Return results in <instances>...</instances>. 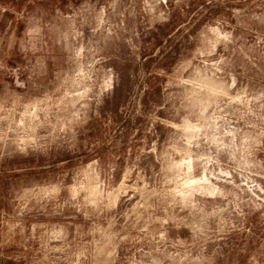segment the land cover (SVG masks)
<instances>
[{"label": "rangeland", "instance_id": "obj_1", "mask_svg": "<svg viewBox=\"0 0 264 264\" xmlns=\"http://www.w3.org/2000/svg\"><path fill=\"white\" fill-rule=\"evenodd\" d=\"M0 264H264V0H0Z\"/></svg>", "mask_w": 264, "mask_h": 264}]
</instances>
